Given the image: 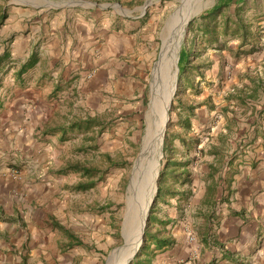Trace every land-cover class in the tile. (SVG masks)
Listing matches in <instances>:
<instances>
[{"label": "rangeland", "instance_id": "obj_1", "mask_svg": "<svg viewBox=\"0 0 264 264\" xmlns=\"http://www.w3.org/2000/svg\"><path fill=\"white\" fill-rule=\"evenodd\" d=\"M7 1L11 4L0 10L2 25L14 3L32 4L34 9L6 23L10 29L1 31L3 45L14 37L30 39L33 50L58 49L78 58L73 86L64 79L57 94L50 89L48 97L54 94L58 101L48 125L65 129L44 142L46 178L55 180L47 184L45 206L64 226L58 230L59 241L66 250L79 245L82 264H107L111 256L112 264L118 263L124 216L128 208L131 216L137 214L128 205L134 163L159 121L152 101L154 77L155 86L163 85L164 90L171 78L172 51L165 41L170 20L186 3L195 7L197 0ZM217 1L208 0L189 18L178 48L156 192L140 247L128 264L151 260L155 238L189 243L191 235L198 247L209 223L219 220L215 212L221 208L223 182L237 173L244 154L239 146L258 129L253 126L254 106L238 98L240 81L254 75L245 72L254 50L253 35L248 31L249 41L241 46L238 36L246 12L230 4L206 15ZM53 15L60 18L50 22ZM110 60L108 77L110 66L105 65ZM73 164L96 170L92 187L78 190V183L91 179L80 172H60ZM177 168L185 173L173 177L169 171Z\"/></svg>", "mask_w": 264, "mask_h": 264}, {"label": "crops", "instance_id": "obj_2", "mask_svg": "<svg viewBox=\"0 0 264 264\" xmlns=\"http://www.w3.org/2000/svg\"><path fill=\"white\" fill-rule=\"evenodd\" d=\"M10 4L0 0V10ZM232 5L246 12L244 26L253 35L254 50L245 72L254 75L240 81L238 98L254 106L253 126L258 129L249 134L252 142L249 138L239 146L244 154L237 173L223 182L221 208L215 212L219 220L209 223L198 247L176 239L160 253L153 249L151 260L137 264H264V110H258L264 109V0ZM33 9L32 4L14 3L3 25L0 15V264H82L81 248L62 246L57 233L64 226L46 209L47 184L55 180L46 178L44 155L46 138L58 135L51 131L57 127L48 125L58 105L52 97L62 80L69 78L73 86L78 58L58 49L33 50L30 39L14 37L10 44H2L1 31L10 29L6 23L29 16ZM59 18L53 15L50 22ZM32 60L33 65L20 72ZM110 64L112 60L105 65L110 66L108 77ZM50 89L54 94L48 98Z\"/></svg>", "mask_w": 264, "mask_h": 264}, {"label": "bare ground", "instance_id": "obj_3", "mask_svg": "<svg viewBox=\"0 0 264 264\" xmlns=\"http://www.w3.org/2000/svg\"><path fill=\"white\" fill-rule=\"evenodd\" d=\"M191 3H186V6H184L182 10L178 11V13L174 14L170 20L171 32L170 36L165 41L169 50L171 49L172 51L171 78L167 84V89L164 90L163 85L159 84L158 86H155V82L157 79L156 77H154V86L152 87V101L153 106L155 108L154 110H156V113H159V121L155 120L156 125L151 133L153 137L149 138L146 142V144L150 145V150L148 152L147 158L146 156H144V158L134 163L132 178L130 180V185L128 188V205L133 208L134 212L137 213L136 217H134L135 221L133 222L135 223L136 227L135 230L132 232L134 235V242L125 246L124 248H122L121 251L117 253L121 258L118 263L116 262L117 264H126L134 255L136 248L141 243V234L145 223V216L149 209L156 187V175L160 166L159 160L161 156V143L167 118V109L172 96V92L175 89V65L177 61L178 48L182 39L185 36L186 25L189 18L198 10H200L201 7L206 5L208 3V0H197L195 7ZM152 159L153 169H151V174L149 175L150 171L148 166H150V162ZM129 215L130 208H128V211L124 216L125 221L123 222L122 228V233L124 237H126L128 233L126 231V228L128 219L127 216Z\"/></svg>", "mask_w": 264, "mask_h": 264}, {"label": "trees", "instance_id": "obj_4", "mask_svg": "<svg viewBox=\"0 0 264 264\" xmlns=\"http://www.w3.org/2000/svg\"><path fill=\"white\" fill-rule=\"evenodd\" d=\"M239 0H218L217 3L206 13V15H209V14H215L217 13L219 10L229 6L230 4H234V3H237ZM245 26L244 25H240V33H239V37H240V46L241 45H246L248 43V39H247V34H248V30H246L244 28ZM185 59L181 58L180 56V64L184 63ZM34 63V61H30L28 63H25L22 68L20 69V72H23L25 69H28L30 66H32ZM181 70V69H180ZM182 71V70H181ZM54 130H51L55 133H64L65 129L64 128H60V127H57V128H53ZM67 171H71V172H80L82 175H86L88 176V178L91 179V176L92 178L95 177V173L96 170L94 169H90V168H86L84 166H81V165H78V164H73V165H68L67 167H64L62 169H60V172L62 173H65ZM171 173V175H173V177H178L179 175H181L182 173H185L182 172V170L180 171L179 168L177 169H174V170H170L169 171ZM167 172H165L166 174ZM161 175H164V172L161 173ZM96 181L94 180H85V182H80L77 184L76 186V189L78 190H81V189H87V188H90L92 187L94 184H95ZM154 243H155V248L158 250V249H165L167 247H170L172 244H173V241L169 238H163V239H153Z\"/></svg>", "mask_w": 264, "mask_h": 264}, {"label": "water", "instance_id": "obj_5", "mask_svg": "<svg viewBox=\"0 0 264 264\" xmlns=\"http://www.w3.org/2000/svg\"><path fill=\"white\" fill-rule=\"evenodd\" d=\"M163 53V52H162ZM161 53V54H162ZM178 69V68H177ZM175 85H176V79H175ZM174 94V91L172 92V95ZM169 103H170V101H169ZM169 106V105H168ZM166 120H167V118H166ZM164 134V133H163ZM148 139L149 138H146L145 137V139H144V144H143V146L141 147V151H140V153H139V155H138V157H137V159L135 160V163L137 162V161H139L140 159H142V158H144V156H146V158H147V156H148V152H149V150H150V145H148V144H146V142L148 141ZM147 154V155H146ZM146 161H148V160H146ZM153 169V168H152ZM158 171H159V169H158ZM158 177V173H157V175H156V178ZM132 178V177H131ZM131 180V179H130ZM155 192H156V187H155ZM155 192H154V194H155ZM153 198H154V196L152 197V200H151V203H152V201H153ZM151 203H150V205H151ZM147 215H148V211H147V213H146V216H145V221H146V218H147ZM127 228H126V231L128 232L127 233V235H126V237H124V242H123V245L121 246V247H119V248H117L116 249V251H117V253L119 252V251H121L122 250V248H124L125 246H127V245H129V244H132L133 242H134V235H133V231L135 230V223H133L134 221H135V218L133 217V216H131V218H130V215L129 216H127ZM124 221H125V219H124ZM123 221V222H124ZM145 224V223H144ZM122 228H123V226H122ZM144 228V227H143ZM143 236V230H142V234H141V237ZM126 238H127V240H126ZM139 247H140V245L136 248V250H135V253H134V255L136 254V252H137V250L139 249ZM133 255V256H134ZM132 256V257H133ZM115 257V256H114ZM113 256H111L109 259H108V262H107V264H112V260H114L113 258H114ZM132 259V258H131ZM130 259V260H131ZM130 260L126 263V264H128L129 262H130Z\"/></svg>", "mask_w": 264, "mask_h": 264}, {"label": "built area", "instance_id": "obj_6", "mask_svg": "<svg viewBox=\"0 0 264 264\" xmlns=\"http://www.w3.org/2000/svg\"><path fill=\"white\" fill-rule=\"evenodd\" d=\"M187 239H188V242H189V243H193V242H194V238H193V236H191V235H189V236L187 237Z\"/></svg>", "mask_w": 264, "mask_h": 264}]
</instances>
